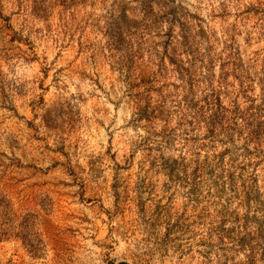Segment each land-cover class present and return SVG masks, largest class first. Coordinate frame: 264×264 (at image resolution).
<instances>
[{
	"label": "rangeland",
	"instance_id": "obj_1",
	"mask_svg": "<svg viewBox=\"0 0 264 264\" xmlns=\"http://www.w3.org/2000/svg\"><path fill=\"white\" fill-rule=\"evenodd\" d=\"M0 264H264V0H0Z\"/></svg>",
	"mask_w": 264,
	"mask_h": 264
}]
</instances>
